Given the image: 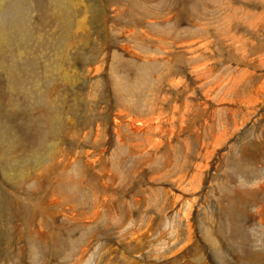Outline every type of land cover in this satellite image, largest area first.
<instances>
[{
	"label": "rangeland",
	"instance_id": "374dc122",
	"mask_svg": "<svg viewBox=\"0 0 264 264\" xmlns=\"http://www.w3.org/2000/svg\"><path fill=\"white\" fill-rule=\"evenodd\" d=\"M131 259L264 264V0H0V264Z\"/></svg>",
	"mask_w": 264,
	"mask_h": 264
},
{
	"label": "bare ground",
	"instance_id": "6f19581e",
	"mask_svg": "<svg viewBox=\"0 0 264 264\" xmlns=\"http://www.w3.org/2000/svg\"><path fill=\"white\" fill-rule=\"evenodd\" d=\"M22 53H24V52H21V54ZM20 54V55H21ZM16 55V54H15ZM27 56V55H26ZM12 71V70H11ZM13 73V72H12ZM20 75V74H19ZM11 79V78H10ZM17 80V79H16ZM15 109V108H14ZM132 119V124L130 125L131 127H132V129L134 130V131H140V132H142V131H144L143 129H142V127H143V123L142 122H140L139 121V119H136V118H134V117H132L131 118ZM146 125V124H145ZM47 146V145H46ZM226 207V206H225ZM187 211V210H186ZM205 217V216H204ZM210 218V217H209ZM207 220H208V218H206ZM213 220V219H212ZM204 224V223H203ZM210 224V223H209ZM138 228V227H137ZM203 231V230H202ZM203 233H204V231H203ZM162 235V234H161ZM209 235V234H208ZM138 238H140L139 236L138 237H136V240H137V242H138ZM205 238H206V236H205ZM142 243V241H140L139 242V244H141Z\"/></svg>",
	"mask_w": 264,
	"mask_h": 264
},
{
	"label": "crops",
	"instance_id": "0c3cea01",
	"mask_svg": "<svg viewBox=\"0 0 264 264\" xmlns=\"http://www.w3.org/2000/svg\"><path fill=\"white\" fill-rule=\"evenodd\" d=\"M132 241H135V240H132ZM136 243H137V248L135 249V251H133V256L134 255H137V256H139V252H137V251H140L141 252V249H142V246H143V240H142V243H141V245H138V242H137V240H136ZM165 248H166V246H164ZM124 258H126V256L124 257ZM125 262H127L128 261V259H125L124 260ZM126 264V263H125ZM129 264H150V263H148V262H145L144 260L143 261H141V262H139V261H135V260H130L129 261ZM196 264H201V261L199 260V262H197Z\"/></svg>",
	"mask_w": 264,
	"mask_h": 264
}]
</instances>
